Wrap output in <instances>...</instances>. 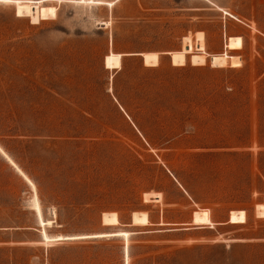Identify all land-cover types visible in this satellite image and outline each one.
I'll return each mask as SVG.
<instances>
[{
  "label": "rangeland",
  "instance_id": "1",
  "mask_svg": "<svg viewBox=\"0 0 264 264\" xmlns=\"http://www.w3.org/2000/svg\"><path fill=\"white\" fill-rule=\"evenodd\" d=\"M13 1L0 264H264V0H31L39 22Z\"/></svg>",
  "mask_w": 264,
  "mask_h": 264
},
{
  "label": "bare ground",
  "instance_id": "2",
  "mask_svg": "<svg viewBox=\"0 0 264 264\" xmlns=\"http://www.w3.org/2000/svg\"><path fill=\"white\" fill-rule=\"evenodd\" d=\"M89 1H91L92 3L94 2V0H89ZM13 3H14L15 8H16L17 16L28 15L31 17L32 22H39L40 21V4L38 2H33L31 0H14ZM101 24L105 25V24H107V22L106 23L101 22ZM201 36H203L202 33L199 37L200 39L198 40L197 47H196V49L198 50L199 53H194L191 56V61L193 64H205L206 63V57H205V55H203L201 53V52H205V40ZM187 41H188V39H187ZM189 42L185 41L181 51L170 52L173 65L179 66V65H185L187 63L186 53H189L193 50L192 49V43H189ZM227 47L229 49H240V48H242L243 47V38L241 36L230 37L229 42L227 43ZM142 56L145 59V65L146 66L158 65V63L160 61V55L158 52L142 53ZM225 57L226 56L223 57L222 55H213L211 57L212 65L213 66H224L227 62ZM238 60L237 59L233 60L231 62V65L233 67L240 66L241 63ZM121 65H122V54L111 52L110 54H108L105 57V67L107 69H119L121 67ZM45 223L47 225H51L53 223V221L49 220V221H46ZM132 224H133V221H132Z\"/></svg>",
  "mask_w": 264,
  "mask_h": 264
},
{
  "label": "trees",
  "instance_id": "3",
  "mask_svg": "<svg viewBox=\"0 0 264 264\" xmlns=\"http://www.w3.org/2000/svg\"><path fill=\"white\" fill-rule=\"evenodd\" d=\"M148 70H151V68H148ZM222 100L227 102V98L229 95H222Z\"/></svg>",
  "mask_w": 264,
  "mask_h": 264
},
{
  "label": "water",
  "instance_id": "4",
  "mask_svg": "<svg viewBox=\"0 0 264 264\" xmlns=\"http://www.w3.org/2000/svg\"><path fill=\"white\" fill-rule=\"evenodd\" d=\"M144 59V58H143ZM144 63H145V59H144Z\"/></svg>",
  "mask_w": 264,
  "mask_h": 264
}]
</instances>
